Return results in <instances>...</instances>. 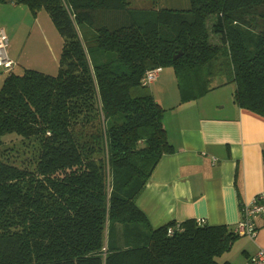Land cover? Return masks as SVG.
I'll list each match as a JSON object with an SVG mask.
<instances>
[{"label": "trees", "instance_id": "16d2710c", "mask_svg": "<svg viewBox=\"0 0 264 264\" xmlns=\"http://www.w3.org/2000/svg\"><path fill=\"white\" fill-rule=\"evenodd\" d=\"M13 2L47 10L63 46L56 73L12 71L0 88V148L8 136L22 147L0 150V264H233L217 260L232 229L152 227L137 205L175 150L143 78L170 66L187 99V82L224 56L234 103L264 116V0Z\"/></svg>", "mask_w": 264, "mask_h": 264}, {"label": "crops", "instance_id": "0c3cea01", "mask_svg": "<svg viewBox=\"0 0 264 264\" xmlns=\"http://www.w3.org/2000/svg\"><path fill=\"white\" fill-rule=\"evenodd\" d=\"M44 11L47 10L34 13L13 0L0 1V27L9 36V56L16 62V73H20V61L35 31L42 39L39 48L44 49L43 58L40 64L24 60L25 69L57 72L56 67L43 65L49 50L44 41L52 49L48 35L53 30ZM27 30L20 52L14 51V41ZM33 51L37 48L33 47ZM226 69L223 74L203 71L197 79L188 81L187 99H183L173 71L163 70L150 85L154 98L166 109L163 120L175 149L158 161L137 199L152 227L203 219L209 225L232 229L240 220L241 203L264 191V116L234 103L235 84L227 82ZM0 70L4 82L12 71ZM219 75L222 80L213 84L212 77ZM256 224L255 237L240 236L246 238L232 245L237 244L238 252L246 257L244 264H251L250 257L264 246V218L258 217Z\"/></svg>", "mask_w": 264, "mask_h": 264}, {"label": "rangeland", "instance_id": "374dc122", "mask_svg": "<svg viewBox=\"0 0 264 264\" xmlns=\"http://www.w3.org/2000/svg\"><path fill=\"white\" fill-rule=\"evenodd\" d=\"M130 1H131L132 8H135V9H159L162 7L185 9V8L190 7V0H130ZM44 13H45L46 17L49 19L53 30L51 31L50 35H48L49 41H51L52 49L50 48V43H47L46 41H44V43H46L47 49H49L50 51L47 50L46 59H45L46 63L43 65H46L48 68L50 66H53V67H56V70H58L57 68L59 66V58H60L62 46H63V37L60 34V32L57 30L55 24H53L50 16L48 15V12L44 11ZM82 29L85 30L86 28L82 27ZM37 35H38L37 31L33 32L30 35V39H29L28 44L26 46V51L24 52L23 58L20 61L21 65H22L21 70L19 71L20 74L24 72V69L26 67V65H25L26 63L23 64L24 60H26V62H28V64H32V63L40 64L41 57L43 58L44 49L42 46L39 48V45L41 43L40 40H42V39H40ZM53 35H54V40H53ZM27 36H28V30L24 33L22 38H21V36H19L14 41V47H13L14 51L16 50L17 52H20L22 45L25 43V38ZM45 39H46V37H45ZM31 47H32V49H31ZM33 47L37 48V51H33ZM54 47H56L57 51L55 49H53ZM109 56H110V58H112V57H114V54H109ZM34 58H36V59L34 60ZM226 59H227L226 57L220 56L218 59L214 60L211 63L208 70H210L211 72L218 71V73L221 72L223 74V72L225 71V67H226L225 64L227 63ZM0 69H2V68H0ZM164 70H165L164 72L173 71V73H174V69L170 66L165 67ZM0 75H2L1 70H0ZM221 80H222L221 75H219L217 77H212V83L213 84H217L218 81H221ZM2 82H3V77L0 76V84L1 85H2ZM167 86H168V89L171 88V85L169 82H167ZM8 148H11L12 151H15L18 148H20L22 150L19 138H17L16 136H8L5 144L1 146L0 150L4 151L5 149H8ZM244 238H246V237H239L237 240L244 239ZM238 251H239L238 245L236 244L234 247L232 246V248L229 251L225 252L221 257L217 258V260L223 261L224 259L228 258L234 264H244L246 257L241 252H238Z\"/></svg>", "mask_w": 264, "mask_h": 264}, {"label": "built area", "instance_id": "2783aa9c", "mask_svg": "<svg viewBox=\"0 0 264 264\" xmlns=\"http://www.w3.org/2000/svg\"><path fill=\"white\" fill-rule=\"evenodd\" d=\"M10 39L5 28L0 27V68L11 72L14 70L16 62L9 56ZM161 67H156L146 71L143 78L145 85L155 81L162 73ZM258 217L264 218V191L256 194L250 200L244 201L240 205V220L232 228V231L239 236L255 237L257 234L256 220ZM199 224H204L203 219L197 220ZM172 232V229L169 230ZM251 264H264V246L259 248L251 257Z\"/></svg>", "mask_w": 264, "mask_h": 264}]
</instances>
